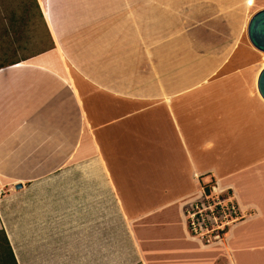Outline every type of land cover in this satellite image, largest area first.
<instances>
[{
  "label": "crops",
  "instance_id": "obj_1",
  "mask_svg": "<svg viewBox=\"0 0 264 264\" xmlns=\"http://www.w3.org/2000/svg\"><path fill=\"white\" fill-rule=\"evenodd\" d=\"M254 1L35 0L49 45L0 65L16 264H264V62L231 54ZM210 180L245 215L205 244L182 210Z\"/></svg>",
  "mask_w": 264,
  "mask_h": 264
},
{
  "label": "rangeland",
  "instance_id": "obj_2",
  "mask_svg": "<svg viewBox=\"0 0 264 264\" xmlns=\"http://www.w3.org/2000/svg\"><path fill=\"white\" fill-rule=\"evenodd\" d=\"M257 10V2H253L248 9L246 19ZM240 40L236 43L232 51L233 61L245 59L247 63L255 62L252 67H257V63L264 62V52L254 49L248 42L245 28L236 32V38ZM49 45L44 31L36 19L34 7L30 0H0V65L17 60H23L29 55L41 50ZM3 187L0 197L4 196ZM13 188L11 191H13ZM9 206L7 214L12 222L13 205L12 198L5 201ZM3 249L0 241V250Z\"/></svg>",
  "mask_w": 264,
  "mask_h": 264
},
{
  "label": "built area",
  "instance_id": "obj_3",
  "mask_svg": "<svg viewBox=\"0 0 264 264\" xmlns=\"http://www.w3.org/2000/svg\"><path fill=\"white\" fill-rule=\"evenodd\" d=\"M182 213L189 235L205 244L221 241L230 225L245 215L232 194L217 190L213 181L199 184L197 196L185 204Z\"/></svg>",
  "mask_w": 264,
  "mask_h": 264
},
{
  "label": "water",
  "instance_id": "obj_4",
  "mask_svg": "<svg viewBox=\"0 0 264 264\" xmlns=\"http://www.w3.org/2000/svg\"><path fill=\"white\" fill-rule=\"evenodd\" d=\"M245 33L249 44L256 50L264 52V8L253 12L247 20ZM260 91L264 90V75H260ZM264 97V94H263ZM21 184L16 183L14 188H20Z\"/></svg>",
  "mask_w": 264,
  "mask_h": 264
},
{
  "label": "trees",
  "instance_id": "obj_5",
  "mask_svg": "<svg viewBox=\"0 0 264 264\" xmlns=\"http://www.w3.org/2000/svg\"><path fill=\"white\" fill-rule=\"evenodd\" d=\"M32 2V5L34 7V13L36 16V19L38 20L39 24H41V27L44 31L45 37H47L45 28H44V23L41 17V13L37 7V4L35 3V0H30ZM43 50V49H41ZM40 51V50H38ZM211 181V180H210ZM209 181V182H210ZM205 187H207L206 185H204ZM0 241L2 243L3 249L0 250V264H16L10 249V246L5 238L4 232L3 230L0 229Z\"/></svg>",
  "mask_w": 264,
  "mask_h": 264
}]
</instances>
